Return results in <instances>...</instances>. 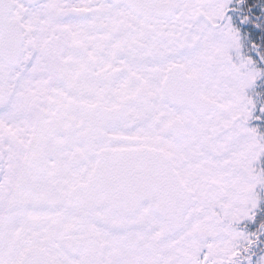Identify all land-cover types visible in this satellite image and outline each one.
<instances>
[{
  "label": "snow or ice",
  "instance_id": "6c2138e0",
  "mask_svg": "<svg viewBox=\"0 0 264 264\" xmlns=\"http://www.w3.org/2000/svg\"><path fill=\"white\" fill-rule=\"evenodd\" d=\"M0 264H264V0H0Z\"/></svg>",
  "mask_w": 264,
  "mask_h": 264
}]
</instances>
